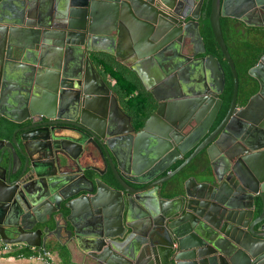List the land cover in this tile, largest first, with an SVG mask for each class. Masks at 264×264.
<instances>
[{"label":"water","instance_id":"95a60500","mask_svg":"<svg viewBox=\"0 0 264 264\" xmlns=\"http://www.w3.org/2000/svg\"><path fill=\"white\" fill-rule=\"evenodd\" d=\"M203 2L0 0L1 243L41 248L63 232L86 264H264V53L240 106L220 26L264 28V0H211L233 82L213 130L225 73L205 55ZM123 29L136 38L128 68L156 102L139 131L87 55Z\"/></svg>","mask_w":264,"mask_h":264},{"label":"trees","instance_id":"16d2710c","mask_svg":"<svg viewBox=\"0 0 264 264\" xmlns=\"http://www.w3.org/2000/svg\"><path fill=\"white\" fill-rule=\"evenodd\" d=\"M210 3L211 0H204L203 2L199 32L206 49V54L216 57L225 73V86L221 96L222 105L217 119L212 126V129H214L224 118L228 110L232 97L233 82L230 69L214 40L210 28L208 20ZM220 26L225 46L234 63L239 79L237 103L243 106L249 97L257 91V85L248 75V71L257 63L262 53H264V28H248L244 30L239 28L237 23L227 18L220 19ZM93 62L101 78L105 81L107 80L111 86L124 112L131 118L135 131L141 130L145 121L155 109L154 100L148 92L143 90L131 71L117 64L109 56H93ZM5 124L7 128L5 136L8 137L15 126L9 122H5ZM194 162L185 167L182 173L177 176L180 178V181L189 177L191 170H193ZM180 164L181 161H177L172 165L170 170H174Z\"/></svg>","mask_w":264,"mask_h":264},{"label":"crops","instance_id":"0c3cea01","mask_svg":"<svg viewBox=\"0 0 264 264\" xmlns=\"http://www.w3.org/2000/svg\"><path fill=\"white\" fill-rule=\"evenodd\" d=\"M101 22H104V19H102ZM234 22L238 24L237 26L239 28H242L244 30L245 29L247 30L248 28H258V27L246 26L245 24L238 23L235 20ZM123 31L124 32L122 33L119 41L116 40L115 44H113L112 47L110 46L111 44L106 42V44L98 47L99 48L98 51H89L87 53L94 68L95 66L93 62V56L105 55V56H109L117 64L129 70L128 65L130 64V60L132 59V47L135 44L136 38L133 34L130 33L129 30L123 29ZM134 76L141 85V82L136 76V74H134ZM102 80L106 83V85L110 88L111 93L115 96L107 80L105 81L103 78ZM146 80L151 82V76L147 75ZM141 87L143 88L142 85ZM149 95L151 96L150 93ZM115 98L118 102V105L123 110L119 99L116 96ZM10 135L8 136V138L10 137ZM94 165L99 167L101 170L103 169V163L99 160V158L95 159ZM107 178L109 179L111 186L113 187L118 186L117 182L113 178L109 169L107 172ZM163 197L171 198V196L166 194H164ZM98 202L99 205L106 207L111 202V197H108L105 191H101L98 197ZM68 227L69 229H71L70 226ZM61 237H62L61 240H59L57 237L47 238L45 242V246L41 248H32L24 244H16V245H8L7 251H1V248L4 246V244L0 242V264H86L81 247H79L76 242H68L67 246H65L64 243L66 241V234L62 232ZM81 246L83 248H86V243L81 242ZM43 250L48 253V256H45L42 259H38L37 256L41 255Z\"/></svg>","mask_w":264,"mask_h":264},{"label":"built area","instance_id":"2783aa9c","mask_svg":"<svg viewBox=\"0 0 264 264\" xmlns=\"http://www.w3.org/2000/svg\"><path fill=\"white\" fill-rule=\"evenodd\" d=\"M9 244H4V246L1 248V251H7V246ZM48 256V253L46 251H42L41 255L37 256L38 259H42L43 257Z\"/></svg>","mask_w":264,"mask_h":264},{"label":"flooded vegetation","instance_id":"af4514ba","mask_svg":"<svg viewBox=\"0 0 264 264\" xmlns=\"http://www.w3.org/2000/svg\"><path fill=\"white\" fill-rule=\"evenodd\" d=\"M181 53L182 54H187V52L185 53V51H181ZM205 55H207V54H205ZM223 93V92H222ZM221 96H222V94L220 95V99H221ZM151 98L154 100V98L152 97V95H151ZM155 102V101H154ZM155 109H156V102H155ZM155 109L153 110V112L151 113V115L155 112ZM126 114V113H125ZM131 119V118H130ZM217 119V118H216ZM216 121V120H215ZM131 125L133 126V123H132V120H131ZM211 130H213V129H211ZM191 153V151L186 155V156H188L189 154ZM170 170V169H169ZM166 173H163V175L162 176H164Z\"/></svg>","mask_w":264,"mask_h":264},{"label":"rangeland","instance_id":"374dc122","mask_svg":"<svg viewBox=\"0 0 264 264\" xmlns=\"http://www.w3.org/2000/svg\"><path fill=\"white\" fill-rule=\"evenodd\" d=\"M238 81H239V79H238Z\"/></svg>","mask_w":264,"mask_h":264}]
</instances>
